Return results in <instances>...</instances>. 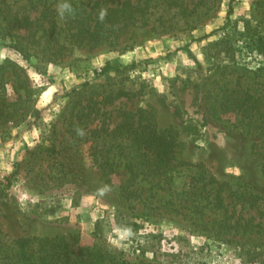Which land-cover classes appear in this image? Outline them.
Listing matches in <instances>:
<instances>
[{
  "label": "rangeland",
  "instance_id": "374dc122",
  "mask_svg": "<svg viewBox=\"0 0 264 264\" xmlns=\"http://www.w3.org/2000/svg\"><path fill=\"white\" fill-rule=\"evenodd\" d=\"M130 1L141 2L139 16L150 24L92 49H52L49 59L37 47L28 60L0 33V65L10 62L29 77L22 81L23 74L17 83L22 99L15 104L16 121L0 127V230L10 240L62 238L72 259L90 249L104 254L106 264H252L242 248L264 249V237L234 235L211 206L198 207L191 198L195 172L186 171L166 189L140 177L134 188L141 186L142 199L126 200L124 144L107 133L127 113L154 108L159 128L177 131L179 161L202 165L235 196L250 191L264 197L263 159L256 148L261 138L210 112L215 95L237 75L246 74V81L254 76L244 68L264 65V57L240 38L251 22L264 34V0ZM222 40L237 47L239 64L208 71L205 52L221 49L211 45ZM110 61L119 69L102 74ZM197 63L203 68L196 69ZM257 74L251 79L264 97V78ZM117 88L130 95L98 102ZM0 90L11 95L12 83H0ZM164 103L179 105L182 116ZM107 156L119 165L110 176L100 166ZM105 185L110 191L102 196L98 189ZM124 227L131 236L121 238Z\"/></svg>",
  "mask_w": 264,
  "mask_h": 264
},
{
  "label": "trees",
  "instance_id": "16d2710c",
  "mask_svg": "<svg viewBox=\"0 0 264 264\" xmlns=\"http://www.w3.org/2000/svg\"><path fill=\"white\" fill-rule=\"evenodd\" d=\"M0 0V33L4 38H9L10 45L24 58L29 60L32 49L38 48L44 52V57L54 54L50 50L59 51L69 48H95L111 39H118L131 27L149 25L148 18H142L143 13L141 2L137 4L130 0L116 2L115 0H99L87 2L86 0H68L75 10V15H67L62 19L56 10L58 4L43 0ZM152 0H147L150 2ZM107 10L103 22L98 18L101 9ZM38 13V15H36ZM64 34V35H63ZM208 37V36H206ZM245 38L243 42L246 47L254 48L256 52L264 57V34L259 26L251 22L246 31L240 34ZM61 40H63L62 43ZM238 42L240 39H237ZM236 40V41H237ZM224 45V46H222ZM214 53L208 48L205 52L206 68L208 71L222 70L224 68H237V47L231 42L222 40L211 47H220ZM223 54H225L223 56ZM117 66L116 61L108 62L102 69V74H110ZM202 65L197 63L196 69ZM203 68V67H202ZM11 69V72L9 71ZM116 69H119L117 66ZM257 78L260 73L264 78V65L257 71H250ZM25 70L19 66L6 62L0 65V83H12L13 93L11 95L0 90V127L17 119V107L21 95L17 83L22 80ZM28 80V75L24 74ZM246 75V74H245ZM245 75H237L231 81L222 95H215V104L210 112L213 117L222 122H229L238 127H247L249 131L261 138L256 146L259 155L263 159L264 173V97L255 87L250 78L246 81ZM12 76L15 78L12 80ZM18 95L15 100L12 96ZM130 95L122 88L111 89L103 94L98 100L103 104H111L116 99ZM12 98V99H11ZM12 101V103H11ZM97 101V100H96ZM95 102V101H94ZM16 104V105H15ZM164 105L177 115L182 116L179 105ZM126 118L119 123L111 132H108L112 139L121 145L122 156L125 157V175H128L126 183L121 186L122 196L128 201L142 199L138 188H134L136 180L153 183H162L163 189L171 185L173 181L184 175L186 171L195 172L193 181L194 189L191 198L198 202V207L211 206L218 215L220 221H225L228 231L234 230V235L253 234L264 237V197L246 193L228 192L229 186L204 170L202 165L191 164L187 161H179L177 158L180 143L177 139V131L174 129H160L156 120L154 108L144 110L139 114H126ZM118 144V145H119ZM107 176L118 170L115 158H106L105 165L100 162ZM198 176V177H197ZM201 184V185H200ZM241 199V210L233 223L238 210L236 209ZM147 199V198H146ZM145 199V200H146ZM140 202H144L141 200ZM206 202V205H203ZM249 215L250 211L256 209L258 216L250 214L244 217V210ZM67 241L64 239L39 238L36 236L23 237L18 240H10L0 230V264H106L108 261L105 255L94 250L84 249L78 257L72 259L67 248ZM246 263L264 264V249L259 247H243ZM242 250V251H243Z\"/></svg>",
  "mask_w": 264,
  "mask_h": 264
},
{
  "label": "clouds",
  "instance_id": "9594fccd",
  "mask_svg": "<svg viewBox=\"0 0 264 264\" xmlns=\"http://www.w3.org/2000/svg\"><path fill=\"white\" fill-rule=\"evenodd\" d=\"M56 10H57V13L58 15L63 19L66 14L67 15H70V16H73L75 15V10L73 9L72 5L68 2V0H61V2H59L57 5H56ZM107 15V10L106 9H101L100 12H99V20L101 22H103V20L105 19ZM78 133L79 134H83L79 129H78ZM110 191V189L108 188V186H104L103 188L101 189H98V193L100 195H106L108 192ZM121 233H122V237H127V236H131L132 235V231L130 228H127V227H124L122 229L119 230Z\"/></svg>",
  "mask_w": 264,
  "mask_h": 264
}]
</instances>
